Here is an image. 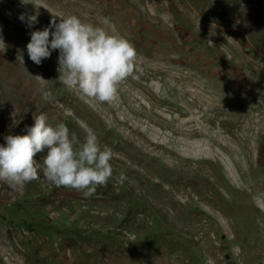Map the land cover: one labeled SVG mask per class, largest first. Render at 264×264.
Listing matches in <instances>:
<instances>
[{"label":"rangeland","instance_id":"rangeland-1","mask_svg":"<svg viewBox=\"0 0 264 264\" xmlns=\"http://www.w3.org/2000/svg\"><path fill=\"white\" fill-rule=\"evenodd\" d=\"M24 2L0 0V143L34 114L81 141L84 122L113 174L89 196L40 169L0 180V264H264V189L252 188L264 184V0ZM54 14L135 48L110 103L58 81V50L29 59L31 31Z\"/></svg>","mask_w":264,"mask_h":264},{"label":"clouds","instance_id":"clouds-1","mask_svg":"<svg viewBox=\"0 0 264 264\" xmlns=\"http://www.w3.org/2000/svg\"><path fill=\"white\" fill-rule=\"evenodd\" d=\"M19 19L25 21L23 13ZM26 22L32 28L38 23L37 17L29 16ZM26 48L29 59L36 65L58 50V81L69 89H76L83 97L109 103L115 98L119 84L133 72L136 57L135 48L123 36L84 23L77 16L59 14L53 15L48 26L31 31ZM4 50L5 41L0 34V51ZM17 114L16 110L10 114L14 124ZM33 119L31 126H25V134L3 137L0 180L15 187L21 182L38 179L40 169L44 178L57 187L82 190L85 196L108 182L113 174L110 160L114 153L110 148H101L92 128L78 121L84 133L81 141L75 133H69L64 123L49 124L44 113L34 114ZM45 149L47 153L41 167L34 157ZM125 179L121 174L119 182ZM206 264L213 262L206 259Z\"/></svg>","mask_w":264,"mask_h":264},{"label":"bare ground","instance_id":"bare-ground-1","mask_svg":"<svg viewBox=\"0 0 264 264\" xmlns=\"http://www.w3.org/2000/svg\"><path fill=\"white\" fill-rule=\"evenodd\" d=\"M249 142H250V140H248ZM250 146H252V147H254V145H250ZM248 148V147H247ZM232 149V148H231ZM233 151H235V152H237L239 155H240V153L238 152V150H233ZM239 160V159H238ZM248 160V159H247ZM251 168H252V166L249 164V169L251 170ZM261 186V188L262 189H264V184L262 185V184H258V185H255V186H253L252 188H257V187H260ZM256 190H254V189H251L250 190V193H252V194H254V192H255ZM262 205H264V204H262Z\"/></svg>","mask_w":264,"mask_h":264}]
</instances>
